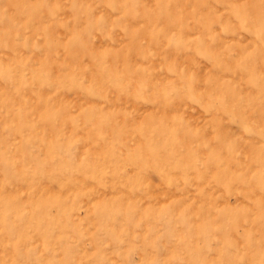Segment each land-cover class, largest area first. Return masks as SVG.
<instances>
[{
    "label": "rangeland",
    "instance_id": "obj_1",
    "mask_svg": "<svg viewBox=\"0 0 264 264\" xmlns=\"http://www.w3.org/2000/svg\"><path fill=\"white\" fill-rule=\"evenodd\" d=\"M0 264H264V0H0Z\"/></svg>",
    "mask_w": 264,
    "mask_h": 264
}]
</instances>
